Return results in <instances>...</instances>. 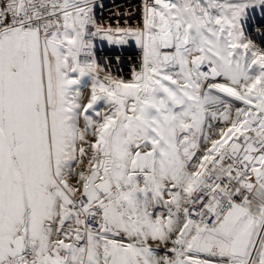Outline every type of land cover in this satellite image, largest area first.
Returning <instances> with one entry per match:
<instances>
[{
  "label": "snow or ice",
  "instance_id": "obj_1",
  "mask_svg": "<svg viewBox=\"0 0 264 264\" xmlns=\"http://www.w3.org/2000/svg\"><path fill=\"white\" fill-rule=\"evenodd\" d=\"M0 264H264V0H0Z\"/></svg>",
  "mask_w": 264,
  "mask_h": 264
}]
</instances>
